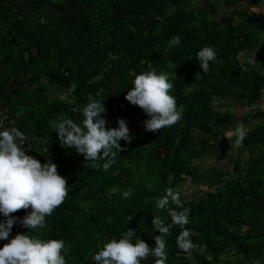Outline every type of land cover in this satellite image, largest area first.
Listing matches in <instances>:
<instances>
[{
    "label": "trees",
    "instance_id": "1",
    "mask_svg": "<svg viewBox=\"0 0 264 264\" xmlns=\"http://www.w3.org/2000/svg\"><path fill=\"white\" fill-rule=\"evenodd\" d=\"M190 2L0 0V110L8 109L5 127L25 134L27 155L57 165L69 193L46 217L45 228L30 230L17 222L13 236L64 240L67 264H95L93 256L127 228L136 232L133 243L138 237L154 248L160 233L153 229V217L171 223L167 209H159L156 201L165 189L179 191L190 180L208 188L197 198L181 194L184 207L191 209L185 227L197 248L182 252L176 244L181 228L174 225L165 238L166 264H264L259 221L264 216V120L248 129L242 143L246 167L238 180H223L225 174L211 168L200 172L192 164L201 154L194 141L202 150L221 148L223 129L231 124V114L213 108V101L232 99L244 107L261 98L264 56L256 53H264V13L233 9L210 20L207 12L189 10ZM237 2L264 0H225L230 7ZM173 36L180 37L179 45H169ZM205 46L217 53L207 73L196 60ZM254 54L257 63L249 65ZM153 69L167 74L173 84L169 94L183 108L177 124L155 133L145 131L142 122L149 117L125 99L135 75ZM68 91L71 102L62 97ZM92 100L104 102L107 129L124 119L132 137L130 143L120 141L123 150L108 171L102 167L106 160L90 164L61 145L52 126L63 116L83 127L82 112L73 109ZM250 117L263 119L264 111ZM126 191L131 193L127 199L122 195ZM30 211L12 215L22 218ZM4 219L0 214V221ZM155 259L150 256L141 264H154Z\"/></svg>",
    "mask_w": 264,
    "mask_h": 264
},
{
    "label": "clouds",
    "instance_id": "2",
    "mask_svg": "<svg viewBox=\"0 0 264 264\" xmlns=\"http://www.w3.org/2000/svg\"><path fill=\"white\" fill-rule=\"evenodd\" d=\"M41 23L45 21L41 19ZM180 42L179 36H173L169 45H179ZM196 60L201 71L207 73L209 62L217 60V53L214 48L205 46L196 53ZM247 63H257L255 54ZM172 88L173 84L169 82L167 74H157L154 69L135 75L133 86L127 91L125 99L131 105L138 106L149 117L142 122L145 131L155 133L174 126L181 120L183 108L178 109L175 97L169 94ZM73 110L82 112L83 127L63 116L59 117V123L52 125L61 145L74 149L90 164L106 160L102 167L104 171H108L123 150L120 141L130 143L132 140L127 122L118 119V127L107 129V122L102 115L106 112L104 102L98 100L90 101L82 109ZM5 120L7 116L0 117V214L5 217L0 221V240H8L17 222L30 230L45 228L46 217L51 216L69 194L68 180L58 174L57 165L50 159L41 163L27 155L22 146L28 138L16 127H5ZM247 134L246 126L238 123L229 135L235 136L234 146L240 147ZM122 195L127 199L131 193L126 191ZM170 203L175 207L168 208ZM156 206L161 210L167 209L171 223L165 225L160 217H153V229L160 233L154 237V248H150L138 237L133 243L136 232L127 228L121 238L109 240L93 256L95 264H141V261L148 260L150 256L156 257L154 264H166L165 238L171 234L170 230L174 225L181 228L176 238L178 248L191 254L194 248L192 232L185 227L190 222L191 209L184 207L181 192L172 188L165 189V195L156 201ZM29 208L31 211L22 218L12 215ZM64 250V240L43 241L36 236L18 233L0 247V264H67L62 254Z\"/></svg>",
    "mask_w": 264,
    "mask_h": 264
},
{
    "label": "rangeland",
    "instance_id": "3",
    "mask_svg": "<svg viewBox=\"0 0 264 264\" xmlns=\"http://www.w3.org/2000/svg\"><path fill=\"white\" fill-rule=\"evenodd\" d=\"M189 10H202V12H207L208 18L217 19L221 16H227L233 9L245 12L247 15L250 14H261L264 13V2H256L252 4H246L245 2H237L232 7L228 6L225 3V0H191L188 5ZM256 54L264 56V53L257 52ZM245 54L242 53L239 58L243 60ZM261 62V61H260ZM66 102H71V92L68 91L62 96ZM213 108L219 110L220 112L225 111L231 114V124L223 129L224 138L221 142L222 147L212 148V149H203L202 146L197 144V141H194L195 147L200 150L201 154L197 160H194L192 164L199 169L200 172H203L207 169L217 170L220 173L225 174L223 180H233L236 181L239 179L238 176H243L246 163V152L240 147L234 146L235 136L229 135L235 129V126L238 123H243L247 129L251 128L254 124L263 121L264 118L253 119L250 115L256 110L264 111V90L262 91L261 98L259 101L253 105L240 106V104L232 99H227L224 102L213 101ZM143 112V111H142ZM221 137V136H220ZM239 163V164H237ZM239 168L242 171H235V168ZM240 177V178H241ZM208 190L204 184H196L190 180L183 183L178 190L181 192L184 199H190L191 197H201L203 193ZM263 224L264 230V216L259 220ZM242 232L247 230L246 226L242 227ZM11 238H14L13 234L10 233L8 240H0V247H3L4 244L8 243ZM197 246H194V250ZM192 261V258L190 257ZM253 264H260L258 261H254Z\"/></svg>",
    "mask_w": 264,
    "mask_h": 264
},
{
    "label": "built area",
    "instance_id": "4",
    "mask_svg": "<svg viewBox=\"0 0 264 264\" xmlns=\"http://www.w3.org/2000/svg\"><path fill=\"white\" fill-rule=\"evenodd\" d=\"M7 114H8V109L6 107L5 108H2L0 110V117L7 116ZM5 122H6V120L4 121V125H5Z\"/></svg>",
    "mask_w": 264,
    "mask_h": 264
}]
</instances>
